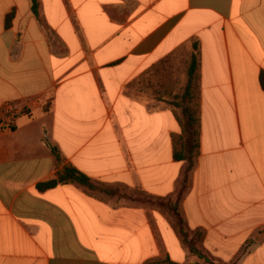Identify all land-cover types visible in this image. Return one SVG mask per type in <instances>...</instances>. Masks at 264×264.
<instances>
[{
	"label": "crops",
	"instance_id": "crops-1",
	"mask_svg": "<svg viewBox=\"0 0 264 264\" xmlns=\"http://www.w3.org/2000/svg\"><path fill=\"white\" fill-rule=\"evenodd\" d=\"M35 1L37 15L0 0V108L28 112L0 130V264H188L166 211L36 188L73 167L175 202L179 123L134 92L183 52L197 59L200 144L179 213L217 264H264V0Z\"/></svg>",
	"mask_w": 264,
	"mask_h": 264
},
{
	"label": "trees",
	"instance_id": "trees-1",
	"mask_svg": "<svg viewBox=\"0 0 264 264\" xmlns=\"http://www.w3.org/2000/svg\"><path fill=\"white\" fill-rule=\"evenodd\" d=\"M31 10L34 15H37V3L35 0H31ZM13 14L10 13L5 20L6 28L10 27ZM196 49V45L193 46ZM197 72V59L196 55L192 53L190 56L189 65L187 68V84L183 94V98L192 101L194 98L193 90L195 89V84H197L196 78ZM259 83L262 91L264 92V71L259 74ZM180 126V134L172 136L173 145V160L176 162H185L187 164L186 169L183 173L182 180L180 183V189L177 194V199L175 202L156 200L154 206L160 210H164L171 214L174 219V228L177 235L181 239L183 244H187L191 254L196 256L199 260H203L205 264H215L213 260L207 258L200 251H198L191 242L188 240V232L185 221L182 219L179 213V203L187 188V183L189 176L194 167V161L199 154V144H200V116L197 104L187 105L182 108L181 114L182 119L173 112ZM70 183H77L89 191L97 190L96 186L92 181L84 174L78 172L73 167H64L62 170L55 174V177L47 182L40 183L37 185V190L40 192L53 189L58 185H66ZM145 264H179L170 261L166 258L153 259ZM199 264V263H190Z\"/></svg>",
	"mask_w": 264,
	"mask_h": 264
},
{
	"label": "rangeland",
	"instance_id": "rangeland-1",
	"mask_svg": "<svg viewBox=\"0 0 264 264\" xmlns=\"http://www.w3.org/2000/svg\"><path fill=\"white\" fill-rule=\"evenodd\" d=\"M185 59L186 52H183L181 55L176 54L174 57H170L166 61L157 65L146 79H143L142 83L137 88L139 90L134 92V95L142 101H149L150 103L153 101H161L164 103V106L177 113L182 119V108L187 105L197 104V84H195V89L193 90V100L189 101L183 98L187 84L186 72L189 65V61L187 62ZM96 188L97 190H95V192L97 195L110 199L112 203L120 205H137L150 208L154 206L155 202H157L156 199L150 198L138 189H126L113 186ZM179 189L180 187L178 188V191ZM188 239L195 248L197 247L201 250L198 241L199 238L190 236ZM184 247L187 251L186 263L197 262L199 264H205L203 260L199 261L196 256L190 253L187 244H184ZM201 252L204 253L203 251ZM207 258H209V256H207ZM213 262H215V260ZM215 264L217 263L215 262Z\"/></svg>",
	"mask_w": 264,
	"mask_h": 264
},
{
	"label": "built area",
	"instance_id": "built-area-1",
	"mask_svg": "<svg viewBox=\"0 0 264 264\" xmlns=\"http://www.w3.org/2000/svg\"><path fill=\"white\" fill-rule=\"evenodd\" d=\"M27 108L19 102H6L0 108V130H12L21 114H27Z\"/></svg>",
	"mask_w": 264,
	"mask_h": 264
}]
</instances>
